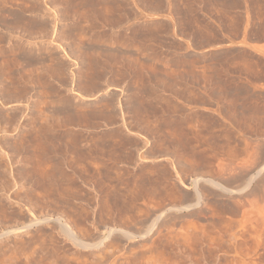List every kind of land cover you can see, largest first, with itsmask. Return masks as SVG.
Here are the masks:
<instances>
[{"label":"rangeland","instance_id":"1","mask_svg":"<svg viewBox=\"0 0 264 264\" xmlns=\"http://www.w3.org/2000/svg\"><path fill=\"white\" fill-rule=\"evenodd\" d=\"M0 1V264H264V0Z\"/></svg>","mask_w":264,"mask_h":264},{"label":"bare ground","instance_id":"2","mask_svg":"<svg viewBox=\"0 0 264 264\" xmlns=\"http://www.w3.org/2000/svg\"><path fill=\"white\" fill-rule=\"evenodd\" d=\"M1 2V1H0ZM1 4V3H0ZM130 14H132V9H129V15ZM1 19V18H0ZM3 19V18H2ZM11 23H12V21H10ZM14 23V22H13ZM0 24H4V25H6V27H8L9 25H7L8 24V22L4 19V20H0ZM16 24H17V22H16ZM13 25V24H12ZM12 25H10V26H12ZM1 26H3V25H1ZM17 26V25H16ZM16 26H14V27H16ZM19 26V25H18ZM17 26V27H18ZM5 27V26H4ZM13 27V28H14ZM9 29V28H8ZM21 46V45H20ZM15 48V47H14ZM20 49V48H19ZM7 50V49H6ZM30 55V54H29ZM40 56V55H39ZM18 57V56H17ZM27 58V57H26ZM37 58H38V56H37ZM37 58H35V59H37ZM21 60V59H20ZM30 61V63H29V65L31 64V62H35V61H33V60H29ZM16 62V61H15ZM40 62V61H39ZM15 64V63H14ZM52 64V63H51ZM17 71V70H16ZM32 72V71H31ZM49 72H52L51 73V75L52 74H54V70H51V68H50V71ZM17 73V72H16ZM20 73V72H19ZM18 73V74H19ZM24 73V72H23ZM31 74V73H30ZM16 76V75H15ZM28 76V75H27ZM7 81V80H6ZM19 82V81H18ZM4 88H6V86L4 87ZM0 89V95H1V97L0 98H5V89ZM22 90H23V88H22ZM10 92V91H9ZM4 93V96L2 97V94ZM12 93V92H11ZM15 95V94H14ZM23 97V96H22ZM10 119V118H9ZM13 120V119H12ZM264 158V157H263ZM259 163H261V161L259 162ZM258 163V164H259ZM259 167V166H258ZM262 169H264V167L262 168ZM261 171H264V170H261ZM261 171H258V173L257 174H254L253 176H251L250 177V179H248L249 180V182L248 183H246V185L244 186V188L242 187V188H240L239 190H227V189H222V191H223V194L225 193V194H227V195H240V194H242V193H244V192H246V191H248L251 187H252V184H254V182L255 181H257L258 180V178H259V176H260V173L259 172H261ZM202 181V180H201ZM2 184V183H1ZM196 184H197V181H196ZM195 184V185H196ZM217 184V183H216ZM256 184H259V183H255V185ZM255 185H253V186H255ZM216 187V186H215ZM257 187V186H256ZM255 187V188H256ZM185 190H186V187H183ZM182 188V189H183ZM252 188H254V187H252ZM251 190V189H250ZM249 190V191H250ZM233 197V196H232ZM193 200V199H192ZM200 199H199V197H197L196 198V202L195 203H191V204H189V205H187L186 207H185V210L187 209V211L186 212H188V211H192V210H195V209H198L200 206H199V204H200V201H199ZM252 205H254V204H252ZM254 208V207H253ZM257 209H259V208H257ZM181 210V209H180ZM260 210V209H259ZM198 211V210H197ZM247 212V211H246ZM245 211H243V213L242 214H245L246 213ZM179 215V214H178ZM189 215V214H188ZM246 215V214H245ZM244 215V216H245ZM262 215V214H261ZM167 216H169V215H167ZM243 218V217H242ZM247 218V217H246ZM154 219V218H153ZM160 219V218H159ZM156 220H157V218H156ZM241 220H243V219H241ZM44 221H46V220H44ZM43 221V222H44ZM41 222L42 221H31L30 223H28L27 224V226H25L24 228H20V229H14V230H11V231H7V232H4V233H2V234H0V239H2V238H4V237H7V236H9V235H13V234H16V233H19V232H22V231H24V230H27V229H31V228H33V227H38L40 224H41ZM55 222V224L60 228V229H62L64 232H65V234L69 237V238H73V234L71 233V231L69 230V228L67 227V225H65V224H63V223H61L59 220H57V221H54ZM150 222V221H149ZM161 223V225L163 224L162 222L163 221H160ZM165 222H166V220H165ZM241 222V221H240ZM167 223V222H166ZM242 224V223H241ZM164 225V224H163ZM159 222L158 221H156L154 224H153V226H152V228L148 231V233L147 234H142L140 237V239L141 240H143V241H145V239L146 240H148V237H151V236H154V234H156V232L158 231L157 229H160L159 227ZM176 226V225H175ZM193 227V226H192ZM195 228V227H194ZM181 229V228H180ZM196 230V229H195ZM181 231V230H180ZM183 231V230H182ZM186 231V230H185ZM232 231V230H231ZM236 231V230H235ZM192 232V231H191ZM226 232V231H225ZM146 233V232H145ZM182 233V232H181ZM195 233V232H194ZM237 233V232H236ZM124 234V233H123ZM230 234H232L231 232H230ZM177 235V234H176ZM186 237H189V238H186V239H188L187 241H186V243L187 242H189L190 240H191V235H189V233L187 234L186 233ZM189 235V236H188ZM227 235V234H226ZM237 235V234H236ZM236 235H232V240L233 241H235V238H234V236H236ZM125 236V235H124ZM184 236V235H183ZM194 236H195V234H194ZM172 237V236H171ZM230 237V236H229ZM128 238V237H127ZM211 238V237H210ZM183 239V238H182ZM229 239V238H228ZM150 240V239H149ZM210 240V239H209ZM213 240V239H212ZM193 241V240H192ZM185 242V241H184ZM210 242V241H209ZM229 242H231V241H229ZM180 243V242H179ZM182 243V242H181ZM234 243H236V242H234ZM75 244L77 245V247H79L80 249H90V250H95L96 251V249H98V244H83V243H81V242H75ZM183 244V243H182ZM185 244V243H184ZM188 244V243H187ZM211 244H212V242H211ZM232 245H233V243H232ZM184 246V245H183ZM192 246V245H191ZM216 247H218V246H216ZM237 247V246H236ZM229 248V247H228ZM229 251V250H228ZM223 252V251H222ZM227 253V252H226ZM241 253V252H240ZM239 253V254H240ZM217 254H219V253H217ZM231 254H232V252H231ZM231 254H229V255H231ZM236 254V253H235ZM224 255V254H223ZM232 255H234V254H232ZM236 256V255H235ZM239 256V255H238ZM188 257V256H187ZM237 257V256H236ZM157 259V258H156ZM216 259V258H215ZM236 259V258H235ZM243 259V258H242ZM154 260V259H153ZM203 260V259H202ZM224 260V259H223ZM209 261V260H208ZM228 261V260H227ZM235 262V261H234ZM223 263V262H222ZM228 263V262H227ZM238 263V262H237ZM241 263V262H240ZM191 264V263H190ZM233 264V263H232Z\"/></svg>","mask_w":264,"mask_h":264}]
</instances>
